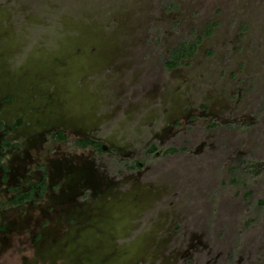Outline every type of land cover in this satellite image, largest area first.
<instances>
[{"label": "rangeland", "instance_id": "rangeland-1", "mask_svg": "<svg viewBox=\"0 0 264 264\" xmlns=\"http://www.w3.org/2000/svg\"><path fill=\"white\" fill-rule=\"evenodd\" d=\"M5 139L0 264H264V0H0Z\"/></svg>", "mask_w": 264, "mask_h": 264}, {"label": "trees", "instance_id": "trees-1", "mask_svg": "<svg viewBox=\"0 0 264 264\" xmlns=\"http://www.w3.org/2000/svg\"><path fill=\"white\" fill-rule=\"evenodd\" d=\"M211 33H212V30L208 29L207 33L205 34V37L210 36ZM203 40H204V36H198L194 39L185 40L181 42L180 44H178L173 49L169 58L164 62V66L166 70L173 71L181 66L188 65V61L191 60L196 55L198 48L203 42ZM64 134H65L64 131H58V132H54L51 137L53 141H55L56 143L62 142L66 140V136ZM76 144L81 149H86V148L91 147V148H95L100 155L106 154V151L102 149V143L97 140H93L90 138H86V139L79 138L76 140ZM109 151L111 150H108V152ZM177 152L178 150L176 148H169L163 152V155L175 154ZM146 153L157 157L158 150H157L156 144H152L146 150ZM139 166H140V163L135 161L133 162V164L128 165L127 169L130 171H135L140 168ZM247 170L249 173H252L254 175L258 174L257 166L255 164H252L251 167L247 168ZM32 196H33L32 193L27 194V195H22L20 196L19 199L16 200V202L19 204L23 203L24 201L29 200Z\"/></svg>", "mask_w": 264, "mask_h": 264}, {"label": "flooded vegetation", "instance_id": "flooded-vegetation-1", "mask_svg": "<svg viewBox=\"0 0 264 264\" xmlns=\"http://www.w3.org/2000/svg\"><path fill=\"white\" fill-rule=\"evenodd\" d=\"M21 124H22V122L19 121L16 124L11 125L7 132H10V131H13V130L17 129L18 127L21 126ZM55 132H58V131H55ZM52 134H51V136H52ZM64 135L66 136V134H64ZM81 139H86V138H81ZM90 139L96 140L94 138H90ZM51 141L53 143H56L55 141H53V139ZM97 141H99V140H97ZM16 147H17L16 144H14V143L10 142L9 140H6V139L3 140L2 142H0V153H1V155H0V163L2 162V155H5V154L11 152ZM104 147H107V146L102 145V149ZM86 149H89V148H86ZM90 149L96 150L95 148H91V147H90ZM108 150H111V151L108 152ZM112 151H113V149L107 147L106 154H108V153H110ZM102 155H104V154H102ZM2 170H3L2 180H3V182H7L9 170H8V168L5 165H2ZM46 188H47V186H46V182H45V179H44L42 182L38 183L37 185H33V186L29 187L27 190L14 189L13 190L14 195L10 199V201L8 202V205L10 207H21V206H26L27 204L34 203L38 198L44 197L45 192H46ZM30 193H32L33 196L29 200H26V201H24L23 203H20V204L16 202V200L19 199L20 196L27 195V194H30Z\"/></svg>", "mask_w": 264, "mask_h": 264}, {"label": "water", "instance_id": "water-1", "mask_svg": "<svg viewBox=\"0 0 264 264\" xmlns=\"http://www.w3.org/2000/svg\"><path fill=\"white\" fill-rule=\"evenodd\" d=\"M103 150H105V151H106V150H107V147H104V148H103Z\"/></svg>", "mask_w": 264, "mask_h": 264}]
</instances>
